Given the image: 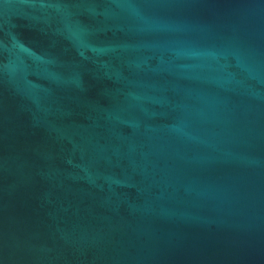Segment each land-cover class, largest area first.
Masks as SVG:
<instances>
[{
	"label": "water",
	"instance_id": "obj_1",
	"mask_svg": "<svg viewBox=\"0 0 264 264\" xmlns=\"http://www.w3.org/2000/svg\"><path fill=\"white\" fill-rule=\"evenodd\" d=\"M0 264H264V0H0Z\"/></svg>",
	"mask_w": 264,
	"mask_h": 264
}]
</instances>
